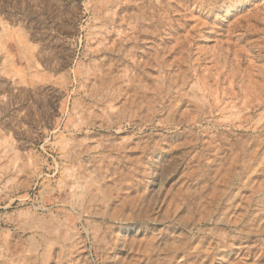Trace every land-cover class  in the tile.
Returning <instances> with one entry per match:
<instances>
[{
    "label": "rangeland",
    "instance_id": "rangeland-1",
    "mask_svg": "<svg viewBox=\"0 0 264 264\" xmlns=\"http://www.w3.org/2000/svg\"><path fill=\"white\" fill-rule=\"evenodd\" d=\"M0 264H264V0H0Z\"/></svg>",
    "mask_w": 264,
    "mask_h": 264
}]
</instances>
